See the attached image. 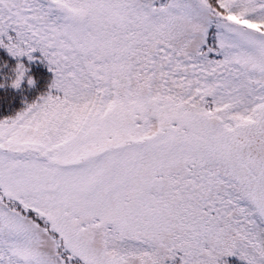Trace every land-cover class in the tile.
<instances>
[{
	"label": "snow or ice",
	"instance_id": "snow-or-ice-1",
	"mask_svg": "<svg viewBox=\"0 0 264 264\" xmlns=\"http://www.w3.org/2000/svg\"><path fill=\"white\" fill-rule=\"evenodd\" d=\"M264 264V0H0V264Z\"/></svg>",
	"mask_w": 264,
	"mask_h": 264
},
{
	"label": "trees",
	"instance_id": "trees-1",
	"mask_svg": "<svg viewBox=\"0 0 264 264\" xmlns=\"http://www.w3.org/2000/svg\"><path fill=\"white\" fill-rule=\"evenodd\" d=\"M228 261H229V264H239L238 261H236L235 257H230V258H227Z\"/></svg>",
	"mask_w": 264,
	"mask_h": 264
}]
</instances>
